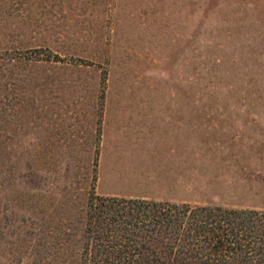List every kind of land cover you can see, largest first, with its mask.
Returning <instances> with one entry per match:
<instances>
[{"label": "rangeland", "instance_id": "1", "mask_svg": "<svg viewBox=\"0 0 264 264\" xmlns=\"http://www.w3.org/2000/svg\"><path fill=\"white\" fill-rule=\"evenodd\" d=\"M91 191L264 210V0H0V264H76Z\"/></svg>", "mask_w": 264, "mask_h": 264}, {"label": "trees", "instance_id": "2", "mask_svg": "<svg viewBox=\"0 0 264 264\" xmlns=\"http://www.w3.org/2000/svg\"><path fill=\"white\" fill-rule=\"evenodd\" d=\"M78 242L76 264H264V210L91 191Z\"/></svg>", "mask_w": 264, "mask_h": 264}, {"label": "crops", "instance_id": "3", "mask_svg": "<svg viewBox=\"0 0 264 264\" xmlns=\"http://www.w3.org/2000/svg\"><path fill=\"white\" fill-rule=\"evenodd\" d=\"M160 151L163 172L166 171V164L171 165L170 176L181 179L183 188V179H187L188 170L192 171V134H161ZM189 156V167H188ZM189 168V169H188ZM172 202H188L187 199H175Z\"/></svg>", "mask_w": 264, "mask_h": 264}]
</instances>
